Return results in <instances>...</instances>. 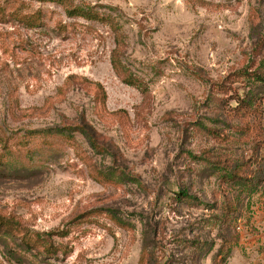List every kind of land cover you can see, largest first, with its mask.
<instances>
[{"label": "rangeland", "instance_id": "374dc122", "mask_svg": "<svg viewBox=\"0 0 264 264\" xmlns=\"http://www.w3.org/2000/svg\"><path fill=\"white\" fill-rule=\"evenodd\" d=\"M72 1L120 29L0 0V213L68 234L0 264H264V0ZM81 114L107 152L58 133Z\"/></svg>", "mask_w": 264, "mask_h": 264}, {"label": "trees", "instance_id": "16d2710c", "mask_svg": "<svg viewBox=\"0 0 264 264\" xmlns=\"http://www.w3.org/2000/svg\"><path fill=\"white\" fill-rule=\"evenodd\" d=\"M43 2H51L61 5L68 17L74 18H83L89 21H99L103 23H109L112 29L118 31L120 26L118 22H114L112 16L107 14H102L95 6L90 4L85 5H75L72 0H39ZM17 21L25 24L26 26H35L37 25L38 18H27L18 11H14L11 14ZM116 43L119 44V39L117 38ZM122 52L119 49V46L112 51L111 63L114 69L118 70L122 66L121 61ZM126 83L133 84L134 82L126 80ZM100 86V84H98ZM98 86V87H99ZM101 95H103V100H105L106 92L101 87ZM249 103L252 102V98H249ZM80 133L86 141L89 143L90 147L99 154L107 152L110 147V142L105 139V137L97 130V128L89 122L84 114H81L75 122L65 126L63 129H59L58 133L68 134L72 136L74 133ZM264 142V141H263ZM2 162H0L1 164ZM224 172L222 173L224 178H228L229 182L233 186H238L240 188L247 187V178H243L241 175H238L236 168L229 166L223 167ZM252 181H250L251 183ZM249 183V182H248ZM251 185V184H250ZM183 198H190L188 191H181ZM116 217L117 221L123 225H128L123 219L119 218L117 215L112 213ZM66 237L68 234L66 230H57L56 232L49 233H36L30 232L26 226L20 221V219L15 216L7 215L0 213V243L7 240L17 239L19 245L22 249L28 253H33L38 257H48L54 254H57L60 246L54 243V236ZM142 256L141 260H143Z\"/></svg>", "mask_w": 264, "mask_h": 264}]
</instances>
